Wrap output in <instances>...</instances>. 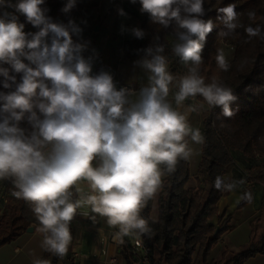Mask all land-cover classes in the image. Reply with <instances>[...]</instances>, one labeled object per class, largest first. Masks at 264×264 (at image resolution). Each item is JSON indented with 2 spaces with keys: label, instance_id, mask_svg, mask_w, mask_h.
Instances as JSON below:
<instances>
[{
  "label": "clouds",
  "instance_id": "9594fccd",
  "mask_svg": "<svg viewBox=\"0 0 264 264\" xmlns=\"http://www.w3.org/2000/svg\"><path fill=\"white\" fill-rule=\"evenodd\" d=\"M138 2L139 11L153 23L175 26L171 53L187 69L177 78L169 70L164 46L148 47L145 57L134 62L148 73V83L138 93L117 89L108 71L93 74L92 57L83 55L88 48V42L80 39L83 29L71 19L67 24L53 22L42 7L45 0L9 5L38 29L34 33H25L24 23L15 17L8 22L0 19V64L21 74L17 82L9 68L0 67L3 88L14 86L13 91L0 92V181L10 179L12 195L31 205L37 231L43 235L41 248L59 258L67 254L72 240L70 222L84 206L118 229L112 237L117 244H123L125 236L150 231L141 210L162 188L166 173L198 154L189 140L205 142L200 130L188 122V113L204 105L185 108L186 100L200 96L209 109L220 107L223 117L235 115L230 107L236 99L232 88L216 78L206 83L200 74L206 36L216 27L212 19H203L205 0ZM76 3L66 0L61 11L69 13ZM117 11L126 15L123 9ZM217 11L223 14L217 17L224 26L220 37L243 27L249 40H264L260 25L239 23L234 4ZM247 16L254 21L256 12ZM130 31L138 39L145 35L139 28ZM216 62L222 71L231 66L223 49H217ZM173 86L175 107L168 99ZM25 119L32 128L28 135L19 127ZM82 180L91 193L84 195L77 187L80 196L74 199L72 189ZM244 183L217 176L214 187L233 192ZM240 198L251 202L248 192ZM32 264L50 262L37 258Z\"/></svg>",
  "mask_w": 264,
  "mask_h": 264
},
{
  "label": "trees",
  "instance_id": "16d2710c",
  "mask_svg": "<svg viewBox=\"0 0 264 264\" xmlns=\"http://www.w3.org/2000/svg\"><path fill=\"white\" fill-rule=\"evenodd\" d=\"M103 1L77 0L75 9L83 14L99 8ZM65 3L66 0H45L42 7L48 9L46 15L53 22H58L57 16L62 13L61 9ZM229 4L235 5L239 23L245 27L260 25L264 31V0H205L203 19H212L216 27L206 36L201 53L203 63L200 66V74L205 78L206 83L216 78L232 88L236 99L230 107L235 111V115L232 118H225L221 115V108L215 107L211 109V115L203 121L201 134L205 142L202 146L198 173L202 180L210 184L207 197H203L205 187L202 183L198 184L197 189L185 188L190 177V168L188 161L181 160L173 173H166L162 178L158 220L150 219L151 200L141 210V216L149 222L150 231L139 236L146 245L153 264H243L256 253H264L263 232L256 239H252L248 249L236 254L231 260L225 263L206 262L210 248L229 228V216L217 224H213L212 219L218 212L217 203L224 193L214 187V181L217 176H221L227 182V172L234 162L233 152L240 151L249 160L248 169L257 171L256 175L246 172L251 181L248 185L254 180H264V40L259 37L249 40L243 27L237 28L235 33L228 37L219 36L224 26L217 19L218 16L223 15L217 9ZM110 9H123L136 21L137 28L145 33L142 39L132 35L123 40L124 57L138 60L145 56L144 49L162 45L165 49L164 55L170 60V72L173 75H183L187 71L184 62L172 55V45L167 46V33L175 36L174 25L165 28L153 23L147 13L139 11L138 0L136 3H132L131 0H113ZM250 11L256 12L254 21L249 20L247 16ZM70 17L69 15L67 18ZM17 18L19 22L24 23L25 33L35 29L26 22L25 17ZM3 20L8 22L11 19ZM234 37L238 38L237 42L231 41ZM220 38L230 40V44L234 42L235 46L233 56L228 61L231 65L228 71L219 69L216 62L215 42ZM22 60L28 63L27 60L23 58ZM0 67L9 68V74L12 72L8 64H0ZM20 76L21 74L16 77L17 82H20ZM2 88L0 83V92H3ZM13 90L14 86L11 89H4V93ZM196 98L198 102H204L202 97ZM258 155L262 158L258 159ZM246 174L243 179H246ZM14 190L13 186L12 192ZM72 190L74 199H77L75 187ZM74 218L69 225L71 236ZM30 226L36 229L39 227L31 205L11 195L0 209V247L14 241ZM130 237L125 236L124 239L129 243ZM196 251L197 256L193 258ZM43 259L50 260V264H57L60 260H64V257L59 258L45 251ZM66 264H69L67 260Z\"/></svg>",
  "mask_w": 264,
  "mask_h": 264
},
{
  "label": "crops",
  "instance_id": "0c3cea01",
  "mask_svg": "<svg viewBox=\"0 0 264 264\" xmlns=\"http://www.w3.org/2000/svg\"><path fill=\"white\" fill-rule=\"evenodd\" d=\"M112 1L104 0L99 8L91 9L83 14L78 13V15H74V21L83 29L80 39L88 42L87 51L83 55L85 58L92 57L93 74L101 70L108 71L113 76L116 86L121 82L135 81L144 87L148 83V73L134 62L143 59L145 56L138 60H130L124 57L122 54V43L119 55L117 50L114 49L115 47H113L114 43L110 39L109 41L104 35L106 28H111L112 23H115L116 19L129 18L137 26L136 21L129 15H120L121 17H119L117 10H111L110 6ZM3 2L8 5H15L17 0H3ZM11 9L17 22H19L17 17L24 16L16 12L14 7H11ZM67 17L68 15L62 12L57 16L56 20L59 23H63ZM97 25L99 26L98 31L95 30ZM90 28L96 31L94 35L91 34ZM36 31H38L37 28L32 33ZM74 38L77 39V37ZM96 53H99V57L95 56ZM180 75L175 74L174 76L178 78ZM176 90L175 86H173L168 97L174 107L173 94ZM184 103L185 108L189 106L188 103ZM185 108L180 110L185 111ZM205 118L203 108L197 112L188 113L189 124L192 128H198L200 132ZM189 146L198 154L194 155L188 161L190 177L185 184V188L197 189L198 184L202 183L205 187L203 196L206 198L210 184L202 180L198 173L203 144H194L189 140ZM233 157L234 162L226 175L227 182L243 179L247 171L256 175V170L248 169L250 165L249 160L240 151L235 150ZM77 187L83 189L84 195L91 193V189L86 181H79L75 186V190ZM160 192L161 189L151 199L150 219L152 221L158 220V200ZM245 192L250 193L251 202L240 198ZM79 196L80 194L77 193V198ZM217 206L218 212L214 215L212 223H221L229 216V228L220 235L210 248L206 262L225 263L231 260L236 254L248 249L252 239H256L264 232V180H254L251 185L244 183L233 192L224 191ZM93 216H95V220H93ZM72 225V240L68 247V252L64 256L65 261L60 260L57 264H66V260L69 264H110L106 262V255L103 251L106 250L108 254H113L116 250V244L109 243L106 240L110 232L114 230V228H110L107 225L106 219L92 213L88 206H84L77 210ZM42 239L43 235L36 228L32 232L25 231L14 241L0 247V264H32L34 259H43L45 251L41 248ZM196 256L197 251L193 254V258ZM48 261L50 262V260ZM243 264H264V253H256Z\"/></svg>",
  "mask_w": 264,
  "mask_h": 264
},
{
  "label": "built area",
  "instance_id": "2783aa9c",
  "mask_svg": "<svg viewBox=\"0 0 264 264\" xmlns=\"http://www.w3.org/2000/svg\"><path fill=\"white\" fill-rule=\"evenodd\" d=\"M0 18H14V13L7 3H3L0 5ZM132 28L133 25L131 24L125 26L122 35L125 38H128V36L132 35L130 31V29ZM95 56L99 57V53H96ZM116 87L117 89L121 87H126L131 90H134L137 93L142 88V86L136 83L135 81L121 82ZM185 102L189 105H198L196 97L190 98ZM19 127L25 130L26 135H28L32 131L31 125L27 122L26 119L22 120L19 123ZM257 158L261 159L262 157L258 155ZM243 180L246 184H250L251 181L249 174H246V179ZM13 186L14 185L10 179L0 181V209L5 205V203L8 201V198L12 195ZM116 231H118V229L112 230L106 239L107 242L116 244V250L113 254H108L106 250L103 251V253L106 255V262L110 264H153L150 253L139 235H131L129 243L124 239L123 244H117L112 238L113 234Z\"/></svg>",
  "mask_w": 264,
  "mask_h": 264
},
{
  "label": "rangeland",
  "instance_id": "374dc122",
  "mask_svg": "<svg viewBox=\"0 0 264 264\" xmlns=\"http://www.w3.org/2000/svg\"><path fill=\"white\" fill-rule=\"evenodd\" d=\"M65 14H67L68 16L69 15L71 16L70 18H66V20L63 22L64 24H67L70 19L74 21L73 17L75 14L78 15V11L74 7L69 13H65ZM119 17H121V16L119 15ZM134 23L135 22L133 21V23H132V21L129 18H125V19L121 18V20L116 19V22L112 23L111 28H109V29L106 28V32L104 33V35H105V37H107L108 40L110 39L114 43L113 47H115L114 49L117 50L119 55H120L121 43L123 42L124 39H126L122 35L124 28H125V26L123 27V25L127 26L128 24H131V25H133V28L134 27L137 28L138 26H135ZM90 32L92 35H94L96 31H94L90 28ZM131 36L132 35L128 36V38H130ZM73 39L75 40L74 37H73ZM175 39H176V37L172 33H167V46L170 47L172 45V43L175 41ZM233 40H235V42H237L238 38L234 37L231 41H233ZM233 43L230 44V40L228 41V40L220 38L215 42V50L217 52V49H223V51L225 53V57L229 61L232 58L233 53H234V49H235V46ZM215 57H216V55H215ZM12 74H15V73L11 72L10 75H12ZM15 75H16V77L19 76V74H15ZM2 79H3V77L0 76V80H2ZM2 91L4 92V88H2ZM197 104H203L204 105L203 113H204L205 117H209L211 115V109L208 108V106L205 102H198L197 101ZM250 175H252V174L250 173ZM91 230H94V229H91Z\"/></svg>",
  "mask_w": 264,
  "mask_h": 264
},
{
  "label": "water",
  "instance_id": "95a60500",
  "mask_svg": "<svg viewBox=\"0 0 264 264\" xmlns=\"http://www.w3.org/2000/svg\"><path fill=\"white\" fill-rule=\"evenodd\" d=\"M95 30L98 31L99 30V26L97 25L95 27ZM34 230V226H30L26 229L27 232H32ZM217 233V231L215 232V234Z\"/></svg>",
  "mask_w": 264,
  "mask_h": 264
}]
</instances>
